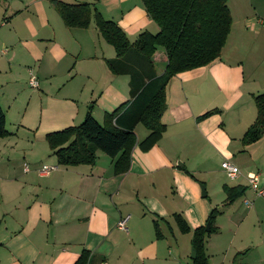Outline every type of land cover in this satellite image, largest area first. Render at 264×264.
<instances>
[{
    "label": "crops",
    "instance_id": "1",
    "mask_svg": "<svg viewBox=\"0 0 264 264\" xmlns=\"http://www.w3.org/2000/svg\"><path fill=\"white\" fill-rule=\"evenodd\" d=\"M59 1L92 4L129 41L142 31H158L141 0ZM226 4L231 24L219 57L170 78L163 133L142 149L139 143L149 131L137 123L129 167L115 174L113 160L100 150L92 164H57L45 140L49 132L79 124L89 105L102 122L105 113L129 99L128 76L113 75L106 65L115 54L112 46L92 21L85 28L67 27L54 0H0L5 124L15 109L12 130L0 137V264H73L82 251L88 252L87 264H193L191 233L180 232L173 216L179 214L194 229L206 226L218 205L216 231L205 239L208 264H235L250 249H259L256 263L263 262L264 231L252 225L253 232L245 231L239 241L235 231L254 212L247 174L261 175V185L264 176L246 163L231 180L221 163L237 166L254 158L261 139L241 142L256 115L253 96L264 88L258 77L264 63V0ZM152 60L160 75L167 62L161 47ZM31 74L36 86L29 83ZM214 108L219 112L197 119ZM43 165L51 169L44 172ZM224 185L246 187L241 195L246 209L237 219L234 202L241 196L223 204ZM123 217L128 218L121 229L117 221Z\"/></svg>",
    "mask_w": 264,
    "mask_h": 264
},
{
    "label": "trees",
    "instance_id": "2",
    "mask_svg": "<svg viewBox=\"0 0 264 264\" xmlns=\"http://www.w3.org/2000/svg\"><path fill=\"white\" fill-rule=\"evenodd\" d=\"M145 11L158 26L154 34L140 32L129 41L124 31L113 21L104 19L89 3H66L54 0V5L67 27H87L91 21L102 38L114 50V56L106 59L113 75L128 76L129 99L98 122L91 114L89 105L84 118L77 125L46 134L45 140L57 164L75 166L92 164L95 151L100 150L113 160L115 174L127 171L131 149L135 144L133 131L137 123L143 125L148 135L139 143L149 148L163 133L165 126L161 115L165 110V86L175 74L205 66L219 57L229 32L231 17L226 0H141ZM161 47L167 62L163 72L156 75L152 55ZM256 115L244 131L241 142L251 144L264 136V92L253 96ZM218 109H210L197 119H203ZM9 133L5 128V114L0 106V137ZM186 173L187 170L184 169ZM189 174V173H188ZM190 175V174H189ZM223 204H230L240 197L246 187H222ZM220 213L211 208L204 226L190 229L184 219L175 214V223L182 233H191L190 245L195 252L193 264H208L205 239L216 231L214 219ZM155 234L159 236L157 223ZM88 252L82 251L73 264H87Z\"/></svg>",
    "mask_w": 264,
    "mask_h": 264
},
{
    "label": "rangeland",
    "instance_id": "3",
    "mask_svg": "<svg viewBox=\"0 0 264 264\" xmlns=\"http://www.w3.org/2000/svg\"><path fill=\"white\" fill-rule=\"evenodd\" d=\"M30 10H31V8H30ZM260 65H262L261 67L263 68V70H262V68H261V70L263 73L262 72H261V74L259 73L258 77H259L260 86L264 87V63H263V60L261 61ZM262 91L264 92V88ZM262 91H260V92H262ZM20 111H21V107L18 110V113H20ZM13 114L14 115L9 113L7 118H6L5 128L7 130H12V125H13V122L15 121V109H14ZM253 150L254 151L252 153V156L254 158L251 157V159L250 160L248 159V161H242V160L237 161L236 167L239 170L243 164L245 165L247 163L250 167H252V169L254 171L260 170L261 174L264 176V136L261 137V139L259 140V142L256 145H254ZM238 165H240V166H238ZM239 172H240V170H239ZM231 180H233V179H231ZM259 180H261V175L259 177ZM234 181H237V180H234ZM260 184H261V182H260ZM215 199H216V195L214 198H212V201H214ZM247 199L249 201H251L250 208L254 209V212L243 223H241L240 228L238 227L237 231H235L236 232V239L238 241H239V239H241L244 236L245 231L251 230V232H253V226L252 225L255 226V224H257L258 228H261L264 231V209H259V204H262L261 206H264V197L255 196L252 189H250L248 194H247ZM242 200H243V197L241 196L240 198H238L234 202L237 206V211H236L237 215H236L235 219H237L240 215L242 216L244 209H246V206L242 203ZM256 203H258V204L256 205ZM220 207L221 206H219V205L217 206V208H220ZM255 209H256V213L258 214V219H255ZM218 220L222 223L224 221V218L221 217ZM229 228L230 227H227V229H229ZM223 231H224L223 235H222L223 237L221 239L226 238L227 235L225 233H228V231H226V228ZM248 234H249V232H248ZM181 236H184V238H187V236H189V235H181ZM247 238H249V235H247L246 239ZM247 240H249V239H247ZM259 252H260L259 249H250L248 251V254L245 257H243V254L238 256L237 259L235 260V264H257L256 263V255ZM261 253H264V248L261 251ZM259 264H264V260L262 263L260 262Z\"/></svg>",
    "mask_w": 264,
    "mask_h": 264
},
{
    "label": "built area",
    "instance_id": "4",
    "mask_svg": "<svg viewBox=\"0 0 264 264\" xmlns=\"http://www.w3.org/2000/svg\"><path fill=\"white\" fill-rule=\"evenodd\" d=\"M29 83L32 86L37 85L35 77L32 74L29 77ZM221 168L224 170V172L226 173V175L230 179H235L239 175L238 168L230 162H227V161L222 162ZM49 169H51V167L46 166V165L42 166V171H44V172H47ZM247 178H248L249 186L253 190V192L257 196H263L264 197V184L263 185L260 184V180H259L258 175L254 174V173H250V174H247ZM244 203L247 204L248 201L245 200ZM127 218L128 217L119 218L117 221V227L124 229L125 228V222H126Z\"/></svg>",
    "mask_w": 264,
    "mask_h": 264
},
{
    "label": "water",
    "instance_id": "5",
    "mask_svg": "<svg viewBox=\"0 0 264 264\" xmlns=\"http://www.w3.org/2000/svg\"><path fill=\"white\" fill-rule=\"evenodd\" d=\"M201 190H202V194L204 195L203 186H201ZM208 227H209V224H206L205 229L207 230ZM194 256H195L194 250H193V248H191V249H190V257H191V258H194Z\"/></svg>",
    "mask_w": 264,
    "mask_h": 264
}]
</instances>
